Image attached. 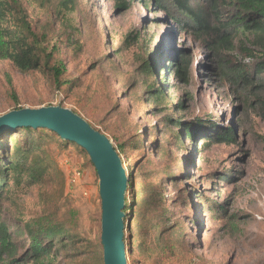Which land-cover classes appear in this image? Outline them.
I'll return each instance as SVG.
<instances>
[{
  "label": "rangeland",
  "instance_id": "obj_1",
  "mask_svg": "<svg viewBox=\"0 0 264 264\" xmlns=\"http://www.w3.org/2000/svg\"><path fill=\"white\" fill-rule=\"evenodd\" d=\"M57 2L26 8L38 32L51 29L60 36L51 41L57 51L50 65L64 64L61 79L68 85L59 88L46 68L20 72L0 59V115L61 103L115 145L124 144L120 155L134 179L125 230L129 264H264V72L256 71L264 42L238 33L226 47L215 33L198 34L179 25L172 10L154 0H126L123 8L119 0H79L71 17L79 32L71 43L70 31L53 17ZM158 51L185 55L191 64L186 81L160 72L163 79L156 85L165 90L168 107L149 102L150 79L139 69ZM178 121L200 127L185 148L174 137ZM228 129L235 133L234 142L213 139ZM0 135L5 158L24 144L22 132ZM38 156L50 166L41 182L24 177L19 184L7 174L0 224L9 227L21 254L29 243L24 225L54 213L67 225L65 245L58 243L54 250L55 264H105L96 253L102 245L104 259L99 178L89 155L46 138L32 154ZM155 192L163 193L164 205L147 212L145 222L183 226L186 233L176 239L178 232L168 231L164 243L174 246L152 251L158 232L150 230L142 252L135 218L143 199Z\"/></svg>",
  "mask_w": 264,
  "mask_h": 264
},
{
  "label": "trees",
  "instance_id": "obj_2",
  "mask_svg": "<svg viewBox=\"0 0 264 264\" xmlns=\"http://www.w3.org/2000/svg\"><path fill=\"white\" fill-rule=\"evenodd\" d=\"M52 0H0V59L10 60L16 69L20 72H30L35 70H51L54 75L56 84L61 88L65 80L61 77L65 72L64 64L61 61L50 65L55 58L57 45L50 48L51 41L60 38L53 30L47 29L38 32L29 17L26 4L34 5L40 8L46 7ZM56 9L53 11V17L63 25L64 30H69L68 41L75 43V34L79 32L77 26L71 24V17L77 11L79 0H57ZM156 4L164 9L171 11V17L185 28H191L198 34L215 33L221 41V45L226 47L233 45L234 39L238 33H244L253 36L259 44L264 42V0H203L207 6L198 5L200 0H154ZM119 7H127L126 0H119ZM212 20L217 23L214 24ZM55 33V34H54ZM129 34L128 38H132ZM164 51L151 53L140 64L139 69L150 79L146 84V91L149 95V102L153 105L168 107L165 90L156 85L159 83L160 72H170L181 81L189 78L190 62L185 55L179 53L166 54ZM251 54V53H250ZM256 66L257 73L264 72V56L259 58ZM244 73V72H243ZM248 75V73L246 74ZM153 78H156L154 80ZM68 85V84H65ZM15 94V93H14ZM176 106L182 107L183 103ZM21 108V107H20ZM19 108V109H20ZM78 113L76 110H74ZM80 114V113H78ZM81 115V114H80ZM82 116V115H81ZM87 120V119H86ZM178 132L174 135L176 143L185 148L186 139L195 141L201 133L199 125H191L186 122H176ZM93 125L92 123H90ZM94 126V125H93ZM95 127V126H94ZM97 128V127H95ZM98 129V128H97ZM100 130V129H98ZM12 133L22 132L25 136L23 146H16L14 152L8 158L2 152L0 156V197L4 191L5 185L9 180L7 174L11 173L12 180L15 183H21L26 177L34 183L41 182L49 171L50 166L47 164L45 157H32L35 149L41 141L46 138L57 142L61 148H67L74 145L80 152H88L75 142L64 140L61 136L48 128L17 127L13 130L7 129ZM213 137H209L211 139ZM217 141H235V133L231 130H224L219 136L213 138ZM116 149L119 154L124 151V144L117 143ZM4 142L0 135V149H3ZM121 156V155H120ZM49 157V156H48ZM90 157V156H89ZM186 164V160L182 161ZM81 171V169H80ZM129 175V174H128ZM134 190V179L129 175V184L126 196V228L127 218L132 209V200H129L128 193ZM147 191V189H145ZM157 198V202L153 199ZM159 199L162 205L160 206ZM155 205V206H153ZM164 205L163 193H151L150 197L143 199L142 209L138 211L135 221L138 248L145 251L146 242L150 230L158 232L153 237L154 247L152 251L163 250L165 246L172 248L173 244L164 243L165 233L172 231L177 233V238L186 231L182 227L166 226V224L155 223L149 219L145 222L147 212H157ZM67 225L64 221L57 220L54 213H49L38 218L28 221L24 225V232L28 237V246L20 254L17 244L13 240V235L6 224H0V260L1 264H55L56 254L54 252L57 244L65 245L64 237ZM126 230V229H125ZM128 250L129 242L125 238ZM173 245V246H172ZM150 248V247H149ZM100 261L103 262V248L100 245L96 250ZM103 264V263H102Z\"/></svg>",
  "mask_w": 264,
  "mask_h": 264
},
{
  "label": "water",
  "instance_id": "obj_3",
  "mask_svg": "<svg viewBox=\"0 0 264 264\" xmlns=\"http://www.w3.org/2000/svg\"><path fill=\"white\" fill-rule=\"evenodd\" d=\"M17 127L48 128L88 152L99 178L104 263L129 264L124 212L129 175L111 138L61 103L37 108L24 107L0 115V132Z\"/></svg>",
  "mask_w": 264,
  "mask_h": 264
},
{
  "label": "built area",
  "instance_id": "obj_4",
  "mask_svg": "<svg viewBox=\"0 0 264 264\" xmlns=\"http://www.w3.org/2000/svg\"><path fill=\"white\" fill-rule=\"evenodd\" d=\"M81 171L77 170L73 175V182H76V179L81 176Z\"/></svg>",
  "mask_w": 264,
  "mask_h": 264
}]
</instances>
